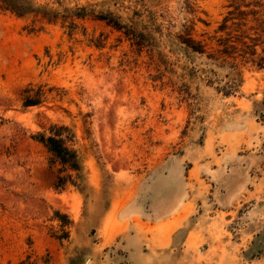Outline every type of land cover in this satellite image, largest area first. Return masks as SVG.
I'll return each mask as SVG.
<instances>
[{"label": "rangeland", "instance_id": "374dc122", "mask_svg": "<svg viewBox=\"0 0 264 264\" xmlns=\"http://www.w3.org/2000/svg\"><path fill=\"white\" fill-rule=\"evenodd\" d=\"M35 3L113 13L153 43L138 49L93 17L71 35L0 12V264H264V68L181 44L190 34L219 55L254 37L251 14L221 26L264 0ZM232 63L242 84L225 95ZM28 85L65 96L25 109ZM51 125L75 133L83 191L54 188L59 167L32 139Z\"/></svg>", "mask_w": 264, "mask_h": 264}, {"label": "trees", "instance_id": "16d2710c", "mask_svg": "<svg viewBox=\"0 0 264 264\" xmlns=\"http://www.w3.org/2000/svg\"><path fill=\"white\" fill-rule=\"evenodd\" d=\"M258 8H262V11L252 10L250 13H243V11H240L239 7L228 13V17L225 18V22L221 26L223 29L226 28L227 22L231 21L232 24H235L236 20L242 21V26H246L248 22L246 18L250 14L253 15L254 22L260 23V25H258L257 28H250L255 31L254 37H251L250 35L243 37L241 35L235 42L228 41V43L223 45L225 51L222 52L221 50H218L220 53L219 55L209 52L206 44L194 40L190 34L181 38V44L185 47L188 53L205 56L206 59L211 62H217L219 60L226 62V58H232L233 61H236V59L240 57L246 64L252 63L259 69H263L264 56H260L257 53L256 48L264 45V41H261L264 35V26L262 25L264 24V21L261 22L257 17L258 14L262 12L264 16V4L259 5ZM0 12L12 14L19 19L33 17L35 22H39L42 25L41 27L45 24L53 25L58 21H61L64 24V27L69 29L71 35L77 27V20H85L89 17H93L100 21H104L109 27L123 33L131 44L136 46L138 49L147 48L153 43V40L150 37L151 34L137 31L132 26L129 27L126 24H123L120 21V18L114 16L113 13H101L96 15V10L93 8L77 7L75 9H65L61 13L56 10L49 9L46 5H38L35 3V0H0ZM235 12L240 14L239 16L242 15L244 18H235ZM259 32H261L262 35H260ZM245 39H249L251 44H249ZM230 51L235 52L232 53ZM237 68V64L232 63L231 69L233 70V74L230 76L229 81L222 87L223 89H219L220 92L224 91L225 95L235 93L242 84V80L240 78L241 73L237 71ZM190 72L198 78L205 76L207 78V83L210 85L214 83L213 79L209 78L208 75H205L207 72L196 69H192ZM200 72L201 74L199 75ZM211 73L214 74L213 72ZM54 91L56 92L54 99L58 98L62 101L65 94L59 90L50 88L48 91H45V86L28 85L22 91V107L25 109L38 107L44 104L47 101L48 94ZM32 139L47 149L50 155L49 163L51 167H59V174L54 183V188L62 191L67 185H71L76 189L83 191V184L85 182L84 169L81 164L78 151L75 148L76 136L73 130L64 125H51L47 131L33 135ZM63 172H67V175L62 176L61 174Z\"/></svg>", "mask_w": 264, "mask_h": 264}]
</instances>
